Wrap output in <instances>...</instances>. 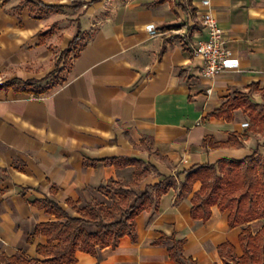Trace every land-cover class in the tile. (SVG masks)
I'll list each match as a JSON object with an SVG mask.
<instances>
[{
	"label": "crops",
	"instance_id": "0c3cea01",
	"mask_svg": "<svg viewBox=\"0 0 264 264\" xmlns=\"http://www.w3.org/2000/svg\"><path fill=\"white\" fill-rule=\"evenodd\" d=\"M21 1L0 0V81L43 79L77 33L80 41L62 81L45 93L0 89V250L43 259L36 248L46 238L35 229L55 219L44 198L76 215L73 205L105 201L102 185L140 192L162 181L165 190L152 189L156 199L135 217V239L125 235L96 255L77 250L74 264H179L170 236L183 239L194 264H225L230 250L241 256L242 230L256 233L264 217L230 228L228 211L213 205L206 221L195 219L200 182L181 197L175 184L197 165L264 156V129H251L247 110L230 120L213 114L235 91L264 107V0H39L58 6L48 12ZM208 10L239 63L213 78L201 75L194 52L207 38ZM113 157L155 171L136 176L134 165L104 162Z\"/></svg>",
	"mask_w": 264,
	"mask_h": 264
},
{
	"label": "trees",
	"instance_id": "16d2710c",
	"mask_svg": "<svg viewBox=\"0 0 264 264\" xmlns=\"http://www.w3.org/2000/svg\"><path fill=\"white\" fill-rule=\"evenodd\" d=\"M23 5L29 6L31 10L39 7L45 12L58 8L45 5L39 0H22L20 6ZM78 36L79 33L62 53H68L72 45L75 47L74 52H77L75 41ZM45 79H7L0 81V89L12 88L39 95L62 81L60 78L58 82L45 87L36 85ZM249 98L250 93L235 91L213 114L230 120L233 110L244 108L253 124L251 129L254 130V125L264 129V107L252 104ZM208 138H205V142ZM104 162L114 166L134 165L133 174L136 176L146 173L148 169L155 171L153 165L139 158L113 157L104 159ZM184 172L185 178L180 182L178 197L190 191L196 181L201 184L191 197L193 218L206 221L213 205H217L221 211H228L227 223L230 228L264 217L263 155L252 152L240 159L221 158L215 163L197 165ZM163 183L161 181L149 185L140 192L122 185H102L100 190L106 196L105 201H93L80 208L73 205L76 215L69 214L58 203L44 198L40 204L55 219L39 223L35 229V233L46 238V243L36 248L43 259L28 258L21 253L7 255L0 250V264H74L77 250L96 255L103 247H116L125 235L135 239V217L143 209L149 208L156 199L157 195L154 196L152 188L165 190ZM169 238L172 240V245L168 247L169 256L179 264H194L182 254L183 239ZM239 241L242 255L237 257L230 250V261H225V264H264V227L254 234L248 227L243 229Z\"/></svg>",
	"mask_w": 264,
	"mask_h": 264
},
{
	"label": "built area",
	"instance_id": "2783aa9c",
	"mask_svg": "<svg viewBox=\"0 0 264 264\" xmlns=\"http://www.w3.org/2000/svg\"><path fill=\"white\" fill-rule=\"evenodd\" d=\"M202 3L208 6L210 1L202 0ZM202 22L207 30V38L194 45V52L201 55L204 61L201 75L213 78L218 73L237 68L238 60L232 57L231 50L226 45L224 30L209 10L202 14ZM145 28L151 36L158 35L153 23H148ZM242 126L247 127L248 123L243 122Z\"/></svg>",
	"mask_w": 264,
	"mask_h": 264
},
{
	"label": "rangeland",
	"instance_id": "374dc122",
	"mask_svg": "<svg viewBox=\"0 0 264 264\" xmlns=\"http://www.w3.org/2000/svg\"><path fill=\"white\" fill-rule=\"evenodd\" d=\"M80 41V35L78 36V38L75 41V44H78ZM73 47L70 48V51L68 53H60V57L57 60V65L55 66V69H53V72L46 75V79L44 81L41 82H37L36 85H39L41 87L42 83L44 82H48V86H50V84L56 83L59 81L60 78H62L65 75V70L69 64L70 61V55L75 51V47L74 45H72ZM48 91V90H47ZM247 115L249 114L248 112H246ZM143 167V166H142ZM141 168V167H140ZM152 169H148L147 172L151 171ZM159 183V182H158ZM157 184V183H156ZM154 185V184H153ZM151 186V185H150ZM180 183L175 184V187L179 188ZM151 189V188H150ZM153 189V188H152ZM151 189V190H152ZM101 193L104 195L103 191H101ZM98 201V200H95Z\"/></svg>",
	"mask_w": 264,
	"mask_h": 264
}]
</instances>
